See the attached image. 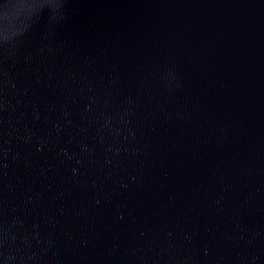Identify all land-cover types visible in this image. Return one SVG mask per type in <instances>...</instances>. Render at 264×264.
Returning a JSON list of instances; mask_svg holds the SVG:
<instances>
[{
	"label": "water",
	"instance_id": "obj_1",
	"mask_svg": "<svg viewBox=\"0 0 264 264\" xmlns=\"http://www.w3.org/2000/svg\"><path fill=\"white\" fill-rule=\"evenodd\" d=\"M0 264H264V0H0Z\"/></svg>",
	"mask_w": 264,
	"mask_h": 264
}]
</instances>
